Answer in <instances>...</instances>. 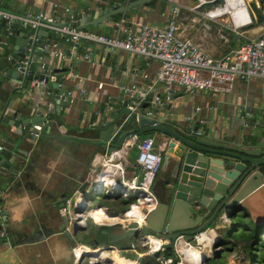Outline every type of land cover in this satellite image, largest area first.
I'll list each match as a JSON object with an SVG mask.
<instances>
[{
  "label": "crops",
  "instance_id": "obj_1",
  "mask_svg": "<svg viewBox=\"0 0 264 264\" xmlns=\"http://www.w3.org/2000/svg\"><path fill=\"white\" fill-rule=\"evenodd\" d=\"M122 1L128 5L133 0H0V9L12 10L7 12L21 16L49 12L56 24L62 25L69 22L62 13L64 8L68 7L73 12L80 13L79 20L90 17L91 20L97 18L105 22L107 16L103 15L104 9L118 5ZM193 1L180 0V3L173 7L164 1L153 0L138 7L137 12L118 15L116 21L103 25L101 31L92 27H86V29L104 36H113L118 33L117 21L120 19L124 20L122 27L132 30L140 24L164 27L169 20L176 19L184 30L180 35L192 40L213 58H220L238 46L243 42V36L245 38L255 37L264 30V23H254L252 28L239 30L240 33L233 32L230 24L223 19L224 15L216 20H209L192 11L191 8L195 4ZM175 8L179 11L177 16L173 14ZM28 30L30 29H24V31ZM7 33V29L0 27V41H3L1 36ZM51 34L52 32H49L47 37L50 41L48 49L42 55L38 54L36 58L41 62L39 65L41 69L45 61L48 67L44 72L55 81H49L48 84L39 83L40 86L34 89L28 98L45 99L48 103L47 109L49 106L58 107L57 111L60 115H55L52 122L37 125L41 127L39 136L34 135L35 139L31 143L22 146L26 153L20 156L23 160L22 170L27 167L26 187L13 191L9 202H6L2 209L7 213L6 222H1L7 230V239L0 241V264H78L75 261L77 245L81 244L93 250L88 243L77 241L71 244L60 232L55 231V234L51 235V225L46 226L47 236H41L37 241L20 229V225L41 220L45 212H54L59 204H64L68 198L77 196L82 184L91 176L93 178L94 173L99 171L102 158L108 152L107 147L102 148L98 145V137L100 131L107 128L105 126L107 123H115L114 113L120 109L123 102L120 87L126 84H134L139 89L150 87L155 83V77L160 69L158 62L139 55L129 54L122 50L109 51L87 42L73 45L66 39L53 38ZM236 34L237 38L234 39ZM43 46L45 45H41L40 49ZM87 55L89 58L84 59L83 56ZM55 82L59 84V89L52 87ZM48 89H51L53 96L66 91L74 93L71 100L60 99L61 103L58 105L57 99L49 97ZM159 95L164 105L159 106L158 110L165 121L171 122L172 115H175L177 122L181 124L186 123L192 117H194L195 124L203 125V121L207 120L209 124H215L229 135L243 140V146H246L248 142L253 145L256 143V138L264 137V81L261 79L237 81L230 92L214 97L204 91L185 93L177 90L170 95L173 101L166 99L160 84H154L153 93H150L148 97ZM168 105L170 109L167 108ZM148 106L151 107L150 100L144 102L143 108L146 109ZM246 112L250 114L246 115ZM194 123L193 126H195ZM131 128V123L126 121L122 130L125 132ZM139 136L144 137L145 135ZM156 139H159L158 143L161 142L160 139L162 142L166 141V138L162 136ZM3 146H5L4 140L0 138V147ZM130 154L131 151L125 160L122 159L123 178L126 168L136 169L139 175L136 160L134 164L131 163ZM161 167L155 179L167 174L166 166ZM116 180L124 182L120 178ZM94 195L99 199L104 197L107 201L116 200L122 208L132 203L130 199H120L105 192ZM81 197L84 195L77 196V198ZM55 204L57 206H54ZM92 206L101 209L108 216L120 213H114V207L111 208L109 205L92 204ZM62 209L59 211L64 215ZM94 216L99 224L104 225H97L89 219L85 230L88 240L97 238L100 230L109 227L106 224L112 223L106 220L101 212ZM187 220V217L181 215L179 222L183 224ZM89 221L92 223L90 226ZM260 232L261 237L264 238V228ZM213 234L219 235V233ZM102 241L106 242L107 239L102 238ZM105 246L106 243L100 244L98 248L107 249L108 254L113 258L116 249H108ZM233 247L231 256L246 252L241 242L233 243ZM258 249L257 254L260 252L259 247ZM205 253L210 252L205 251ZM108 262L111 263V260Z\"/></svg>",
  "mask_w": 264,
  "mask_h": 264
},
{
  "label": "water",
  "instance_id": "obj_2",
  "mask_svg": "<svg viewBox=\"0 0 264 264\" xmlns=\"http://www.w3.org/2000/svg\"><path fill=\"white\" fill-rule=\"evenodd\" d=\"M151 1L153 0H133L128 5L122 1L111 8H105L103 14L107 16L105 22L85 17L75 23L55 25L72 28L92 27L101 31L103 25L116 21L118 15L137 12L138 7ZM196 1L198 4L194 7V12L200 15L208 17L216 13H226L225 0H208L200 3L199 0ZM260 4L264 5V1ZM246 6L249 20L236 27L246 30L254 23L263 24L264 7L258 6L257 2H248ZM0 27L7 29L8 32L1 36L3 42L0 44V138H3L5 143L0 151L1 223L6 222L7 213L2 209L5 203L9 202L11 193L26 187L27 167L25 170L21 168L23 162L21 157L26 154L22 148L23 144H29L35 139V126L52 122L55 115H60L58 107L49 106L47 109L48 103L45 99L28 98L34 89L40 86V82L48 84L49 81H55L44 72L48 67L45 61L41 69L39 66L41 62L36 57L43 54L40 46L50 43L47 39L49 32H52L53 38L63 40L67 38L61 33L47 29L24 31L18 21L9 23L0 19ZM236 38L237 34L234 35V39ZM107 49L113 51L111 48ZM25 59L28 64L23 69L21 65ZM52 87L60 88L57 82L52 84ZM48 92L49 97L57 99L60 105L59 95L53 96L51 89H48ZM149 100L151 98L148 97L145 101ZM169 100L173 101V98ZM121 104L120 109L114 113L115 123H107L105 125L107 128L100 131L98 145L102 148L107 147L110 151L114 147L120 148L124 139L131 134L165 137L166 141L159 144L165 143L161 166H166L168 171L165 176L154 179L152 183L151 190L157 203L153 210L145 215V224L140 227L136 223L109 226L101 229L95 239L88 240L86 237V243L93 249L106 243V248L118 250L121 256L137 264H157L155 262L157 253L153 256L139 257L138 254L129 252L135 239L153 235L168 242L166 249L174 261L178 260L175 247L179 243L202 249L204 256L201 264H210L211 260L220 258L224 251L223 247L231 245L227 241H230L233 231L227 229L238 228H234L236 223H230L231 218L241 215L249 218L257 229L264 228V137L256 138L253 145L248 142L243 146V140L229 135L215 124H209L207 120L200 125L195 124L192 117L181 124L177 122L176 116L172 115L170 122L160 116L142 114L143 105L132 114L126 108V100ZM167 108L170 109V106ZM124 120L130 122L132 128L125 132L122 130L116 144L108 148V139ZM88 187L89 182L86 181L78 190L85 199L94 195L85 194ZM63 207L64 204H59L56 211L45 212L42 219L37 222L22 223L20 229L37 241L39 237L47 236L46 226L51 225V235L55 234V231L60 232L68 242L75 244L78 233L86 232V229L78 226L77 221L71 222L68 215L61 214L59 210ZM181 215L191 222L187 220L181 224L179 222ZM221 217L227 219L229 224H224ZM209 231L219 235L217 239H213L211 246L205 249L197 242V238ZM257 231L260 235L261 232ZM102 238H106L107 241L103 242ZM214 249L218 250L209 253V256L205 255V251L211 252ZM233 250L232 245L231 249H228L230 255L226 264H254L255 254L246 255V252H243L231 256Z\"/></svg>",
  "mask_w": 264,
  "mask_h": 264
},
{
  "label": "built area",
  "instance_id": "obj_3",
  "mask_svg": "<svg viewBox=\"0 0 264 264\" xmlns=\"http://www.w3.org/2000/svg\"><path fill=\"white\" fill-rule=\"evenodd\" d=\"M161 1L171 6L180 3V0ZM205 1L208 0H199V3ZM197 4L198 1L191 8L192 11H194V7ZM178 12V9H173L174 16H177ZM62 13L68 18L69 22L67 23L79 21L80 13L73 12L68 7L64 8ZM203 17L209 20H216L220 16ZM0 19L7 20L9 23L18 21L21 23L23 29L27 28L33 31L47 29L61 33L73 45L80 42L93 43L106 49L122 50L129 54L154 60L160 65L154 84H160L163 87L167 100L177 90L185 93L204 91L214 97L230 92L237 81H248L254 78L264 81V30L251 38H245L243 33H241L243 42L222 57L213 58L207 55L192 40L180 35L184 30L176 19L169 20L164 27L140 24L135 30L122 27L124 20L120 19L117 21L119 26L118 33L113 36H104L86 28L57 27L55 25L56 21L49 12H39L32 16H21L0 9ZM230 29L237 33H240L239 30H242L237 28L233 22L230 24ZM224 40L227 41L226 38ZM2 42L0 41V44ZM48 46L47 44L42 47L43 53L48 49ZM83 58L88 59L89 56H83ZM27 64L28 61L25 59L22 62L21 68L25 69ZM40 83H43V81ZM153 85L144 89H139L134 84H126L120 87L123 101H127L126 108L130 113L135 114L139 106L147 102L145 101L146 98H148L150 93H153ZM73 93L72 91L61 92L59 97L61 100H71ZM150 101L151 107L142 108L141 113L144 112V115L151 114L153 117L160 116L158 108L164 105L163 100L160 99V96H153ZM245 114L249 115L250 113L246 112ZM125 122L126 120L115 128V131L107 141L108 148L117 141ZM35 130V136L38 137L41 127L35 126ZM1 149L2 147H0V151ZM131 149L137 150L136 167L139 170V175L135 176L130 183L118 182L116 178L123 179L122 159L125 160L128 157ZM107 151V154L103 156L102 162L99 165V171H96L94 177L92 178L91 176L88 180L89 187L85 194H100L101 192H105L120 199L129 200L133 197L135 202L130 203L129 208L124 212L115 216H108L101 209L93 207L89 199L83 197L77 198V196H82V194L78 193L77 196L68 198L65 201L62 212L70 217L71 222L77 221L78 226L83 229L87 228V221L89 219L97 225H104L99 224L91 216L96 210L101 211L106 217L114 221L106 224L108 226L136 223L140 227L145 224V215L153 210L157 203L151 187L162 164L164 144H157L154 137L150 135L140 137L138 134H131L124 139L120 148ZM135 207L139 208L142 214V219L139 221L133 218L130 219L127 216V213ZM221 220L224 224H229V221L224 217H221ZM4 239H7V230L0 223V240ZM167 244L166 240L153 235L140 236L131 243L129 252L138 254L139 257L153 256L157 253L158 256L155 258L157 264H187L176 247L175 254L178 260L174 261L168 255ZM138 247L142 251H137ZM217 250H212L211 253ZM75 253V261L78 264H111L101 258L103 254L111 258L107 249L105 250L103 247L90 250L80 244L76 246ZM115 256L124 261L137 264L135 261L121 256L118 250H116Z\"/></svg>",
  "mask_w": 264,
  "mask_h": 264
},
{
  "label": "rangeland",
  "instance_id": "obj_4",
  "mask_svg": "<svg viewBox=\"0 0 264 264\" xmlns=\"http://www.w3.org/2000/svg\"><path fill=\"white\" fill-rule=\"evenodd\" d=\"M194 3L196 2V0L193 1ZM248 2H257L258 6L262 7V5L260 4L259 0H245V3L248 5ZM7 10V9H6ZM5 11V10H3ZM7 11H12V10H7ZM6 11V12H7ZM229 24H231L232 19L229 15H224V18ZM159 139H156V143H158ZM160 141H162V139H160ZM111 150V149H110ZM131 154L129 156L130 158V162L131 163H135L136 157H137V150L136 149H131ZM137 170L136 169H128L126 168L125 172H124V182H131L132 179L137 176ZM142 179V176H141ZM104 197H102L101 199H99L98 197H96L95 195H90L89 199L91 200L92 204H100V205H109V207H114L113 212L114 213H122L125 210H127L129 208V205L126 204V206L124 208H122L120 206V204H118L116 200L114 201H107V199H103ZM131 202H135V200L133 198H130ZM91 208V207H88ZM231 224L236 223L238 229H231L228 228L227 231H233V234L231 236L230 241H227V243H231V245L225 246L223 247L224 251L221 254L220 258L213 261H210V264H226L227 263V259L228 256L230 255V253H228V249H231L233 243L235 244V242H241L244 246H245V251H246V255L248 254H255V256H258L257 258V264H264V251L262 254L261 253V248H264V238L261 237V235H259V232L257 230H261V228L257 229V227L252 223V221L249 218H244L241 215H239L236 218H231L230 220ZM92 223H90V221L88 222V225L90 226ZM86 237L87 234L85 232H80L78 233L76 239L79 242L82 243H86ZM233 242V243H232ZM250 242V243H249ZM249 243V244H247ZM258 247L260 248V252L259 254H257L258 252ZM254 248V250H253ZM215 250V249H214ZM213 250V251H214ZM253 250V251H252ZM137 251H142L141 248L138 247ZM211 253V252H210ZM206 255V254H205ZM210 254H208L209 256ZM261 255V258H259V256Z\"/></svg>",
  "mask_w": 264,
  "mask_h": 264
},
{
  "label": "bare ground",
  "instance_id": "obj_5",
  "mask_svg": "<svg viewBox=\"0 0 264 264\" xmlns=\"http://www.w3.org/2000/svg\"><path fill=\"white\" fill-rule=\"evenodd\" d=\"M257 1V0H256ZM226 2V8H225V14L222 13H216L213 16H223V15H229L232 19V22L235 26L246 22L249 20L248 15H247V6L244 0H225ZM101 211L96 210L95 212H93L91 214V216H94V214L99 213ZM102 213V212H101ZM139 208L135 207L133 208L130 212L127 213V216L130 217V219H135L137 221L142 219V214ZM103 214V213H102ZM104 215V214H103ZM141 217V218H140ZM106 220L112 221L113 220L109 219L108 217H106ZM140 218V219H139ZM139 219V220H138ZM96 220V218H95ZM213 231H209L208 233H203L202 235L198 236L197 238V242L200 243V241H202L200 244L203 245L205 247V249L209 248L212 244L213 239H217L218 236L214 235ZM176 249L179 252V254H181L184 262H186L187 264H201V260L203 255V252L195 249V248H191L190 246H186L184 244H177L176 245ZM89 253H93L90 251H87ZM207 255V254H206ZM103 259H105V261L111 260V263L114 264H132L131 262H127L122 260L121 258L118 259V257H113V258H109L107 257L106 254H103L102 257Z\"/></svg>",
  "mask_w": 264,
  "mask_h": 264
},
{
  "label": "trees",
  "instance_id": "obj_6",
  "mask_svg": "<svg viewBox=\"0 0 264 264\" xmlns=\"http://www.w3.org/2000/svg\"><path fill=\"white\" fill-rule=\"evenodd\" d=\"M259 1H260V3H262V1H264V0H259ZM253 25H254V24H253ZM253 25L250 26V27L252 28ZM145 136H149V135H145ZM145 136H144V137H145ZM235 227H237V225H234V228H235ZM263 251H264V248H263V249L261 248V253H260V254H262ZM257 258H258V256H255V257H254V259H255L254 263H255V264H257ZM259 258H261V255L259 256ZM263 260H264V258H263ZM263 262H264V261H263Z\"/></svg>",
  "mask_w": 264,
  "mask_h": 264
},
{
  "label": "flooded vegetation",
  "instance_id": "obj_7",
  "mask_svg": "<svg viewBox=\"0 0 264 264\" xmlns=\"http://www.w3.org/2000/svg\"><path fill=\"white\" fill-rule=\"evenodd\" d=\"M154 136V139L158 138L159 136H156V135H153Z\"/></svg>",
  "mask_w": 264,
  "mask_h": 264
}]
</instances>
